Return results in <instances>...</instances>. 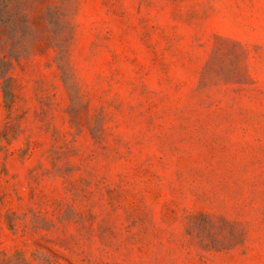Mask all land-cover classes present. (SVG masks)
<instances>
[{"label": "rangeland", "instance_id": "obj_1", "mask_svg": "<svg viewBox=\"0 0 264 264\" xmlns=\"http://www.w3.org/2000/svg\"><path fill=\"white\" fill-rule=\"evenodd\" d=\"M0 264H264V0H0Z\"/></svg>", "mask_w": 264, "mask_h": 264}]
</instances>
